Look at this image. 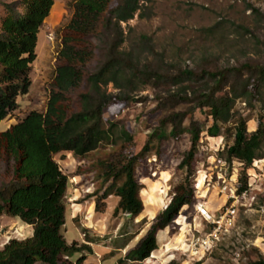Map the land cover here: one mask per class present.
<instances>
[{"label": "rangeland", "instance_id": "1", "mask_svg": "<svg viewBox=\"0 0 264 264\" xmlns=\"http://www.w3.org/2000/svg\"><path fill=\"white\" fill-rule=\"evenodd\" d=\"M73 1L54 0L38 31L29 90L18 97L17 108L0 122V131L19 122L30 111L45 110L56 68L63 59L62 52L66 51L64 34L71 19ZM10 2L0 0V27L2 18L8 14L4 3ZM114 3L112 0L111 5ZM141 3L147 16L141 18L136 13L121 26L128 35L123 44L127 49H130L131 42L139 40L140 35L150 38L152 49L143 50L142 63H150L162 70L173 65L200 72L202 69H225L247 61L264 60V14L259 15L253 10L256 8L264 13V0H142ZM239 26L252 33H245ZM82 41L84 44L79 51H82L84 60H79L77 65L81 78L66 94L73 111L79 109V95L86 91L87 71L100 59L93 32L85 34ZM232 79L233 76L228 82L231 83ZM201 83L188 82L191 99L198 94L192 91L201 89ZM229 83L224 86L222 94L229 92ZM167 88L164 82L149 83L135 92L133 99L118 97L103 110L106 127L116 123L117 129L125 128L134 135L128 151L138 153L145 145L148 147V151L141 154L134 172L143 203V211L137 218L115 212L119 197L113 192V182L105 181L100 165L103 159L122 147V141L102 143L82 158L71 152L55 155L61 172L68 178L66 223L62 228L66 241L82 245L81 240H90L89 248L97 247L96 244L100 247L110 245L112 254L116 257L121 254L117 263L123 260L125 264L131 260L136 261L135 264H152L149 257L143 261L133 260V256L128 258V251L147 236L152 223L174 194L188 186L193 189L192 203L182 206L170 225L164 228L168 237L162 238L152 254L158 256L161 264L170 261L177 264L198 261L202 264H252L264 258V157L254 160L251 167L245 169L247 190L238 193L243 165L237 160L228 162L225 158V149L233 142L234 121L219 123L220 135L212 137L207 129L213 120L204 109L195 118L189 116L181 132L172 135L171 126L167 125L166 136L155 135L160 120L168 111L160 108L159 98L167 96ZM107 91L119 92L111 84ZM249 91L246 99L236 100L233 110L246 118L247 130L251 132L256 129L259 119L264 121V99H261L264 88L257 87V81H253ZM191 104L179 107L186 109ZM194 128L200 130L196 152L188 165L181 168V162L191 149ZM11 178L12 161L3 159L0 161V185ZM153 189L154 193L151 192ZM104 193L108 195L103 199V211L96 212L95 200ZM152 194L162 196L164 205L155 208L153 204H147V198ZM200 208L205 209L210 217L201 214ZM151 210L155 212L154 216L149 214ZM227 210L234 212L221 219ZM31 233L30 225L19 219L0 217V248L10 239L22 240ZM207 238L209 244L204 249L203 240ZM85 252L93 260L87 251L82 254ZM75 257L77 259V255ZM103 261V264H112L110 258Z\"/></svg>", "mask_w": 264, "mask_h": 264}, {"label": "trees", "instance_id": "2", "mask_svg": "<svg viewBox=\"0 0 264 264\" xmlns=\"http://www.w3.org/2000/svg\"><path fill=\"white\" fill-rule=\"evenodd\" d=\"M74 0L71 19L64 34L65 53L55 71V80L43 112L30 111L19 122L0 131V161H12V178L0 185V217L19 219L30 225L31 234L25 239H10L0 248V264H95L84 262V256L75 258L87 245L69 244L62 232L66 223L67 175L63 174L55 155L68 152L82 158L96 150L102 143L122 141V147L114 150L100 163L105 181H112L114 194L119 197L115 212L131 214L137 218L143 211L139 195L140 185L135 177V167L144 152L128 151L134 135L125 128L117 129L116 123L105 126L104 107L121 96L134 98L149 83L164 82L167 96H160V108L166 111L157 129L158 137H164L165 127L171 126L170 134L181 132L184 121L206 110L213 122L207 129L212 137L220 135L219 123L235 122L233 142L225 149L228 162L237 160L243 165L238 193L247 190L245 169L254 160L264 157V121L258 120L254 131L249 132L246 118L234 111L238 98L246 99L249 87L257 81L264 88V60L244 62L238 67L196 72L189 68L169 65L162 70L150 63H142L144 49L151 51L150 38L140 35L131 42L130 49L123 47L128 35L122 22H128L137 13L144 18L142 0ZM54 0H11L4 3L8 14L0 27V122L17 108V99L28 92L31 65L36 58L37 35L44 19L49 15ZM250 8H253L249 5ZM254 12L263 15L258 9ZM99 26V27H98ZM98 27V29H96ZM245 33L249 29L239 26ZM93 32L100 59L88 70L85 78L86 91L79 95V109H70L67 91L80 80L78 61H83L79 51L82 38ZM83 54V53H82ZM175 68V69H173ZM246 74V75H245ZM233 76L231 83L229 78ZM190 81H202L198 94L189 96ZM229 92L222 94L225 85ZM111 84L119 92L107 91ZM176 90H173V88ZM264 99V91L261 94ZM191 106L182 109L181 104ZM251 105L250 101H247ZM198 128H194L191 149L180 164L183 168L193 159L199 142ZM128 149V150H127ZM111 193V192H110ZM104 193L95 200V211L102 212ZM102 198V199H101ZM193 189L183 186L172 197L149 229L147 236L128 251V258L143 261L156 251L158 236L164 238L167 226L184 205L192 203ZM157 234V239H156ZM117 264H123L119 260ZM168 264H177L170 261ZM194 264H202L200 261ZM252 264H264L260 258Z\"/></svg>", "mask_w": 264, "mask_h": 264}, {"label": "crops", "instance_id": "3", "mask_svg": "<svg viewBox=\"0 0 264 264\" xmlns=\"http://www.w3.org/2000/svg\"><path fill=\"white\" fill-rule=\"evenodd\" d=\"M166 237H168L167 236V234L165 233L164 234ZM156 239H157V234H156ZM81 242L82 243H84L85 245H91L92 243H91V241L90 240H85L84 242H83V240H81ZM161 242V240L159 239V236H158V241H157V243L159 244ZM97 245V247H91V248H88V250H84V251H87L88 252V254L89 255H91V257H93V260H90L89 258H88V256L86 255V252L85 253H83L82 254V252L81 253H79L78 255H77V258L78 257H81V256H84V258H85V260H84V262H86V263H88V262H91V263H95V264H103L104 263V261H103V259L104 258H110V262L112 263V264H117V260H118V258H120L121 257V254L120 253H118V256L116 257L114 254H112L111 253V250H112V248H111V246L110 245H106V246H98V244H96ZM119 248H117V250H118ZM157 250V249H156ZM166 250V249H165ZM119 251V250H118ZM153 254V252L150 254V256H149V260L151 259L152 260V264H161V261H160V259L158 258V256H157V258H156V256H153L152 255ZM171 256H169V258H170ZM76 258V257H75ZM169 258H167V259H169ZM154 259V260H153ZM166 259V260H167ZM136 263V261H131V260H127L126 262H125V264H135Z\"/></svg>", "mask_w": 264, "mask_h": 264}, {"label": "bare ground", "instance_id": "4", "mask_svg": "<svg viewBox=\"0 0 264 264\" xmlns=\"http://www.w3.org/2000/svg\"><path fill=\"white\" fill-rule=\"evenodd\" d=\"M198 185V184H197ZM196 185V186H197ZM151 192H153L154 193V189H153V191H151ZM153 196H151V197H148L147 198V204H153L154 205V207L156 208V207H158V206H162V205H164V200H163V197L162 196H155L154 194H152ZM148 208V207H147ZM152 208V207H151ZM153 210V209H152ZM150 211V215L151 216H154V211Z\"/></svg>", "mask_w": 264, "mask_h": 264}, {"label": "built area", "instance_id": "5", "mask_svg": "<svg viewBox=\"0 0 264 264\" xmlns=\"http://www.w3.org/2000/svg\"><path fill=\"white\" fill-rule=\"evenodd\" d=\"M223 183H225V180H223ZM225 189H226V186L224 185V186H223V190H225ZM232 196H233V195H232ZM200 212H201V214H203V215H207V216H209V214L207 213V211H206L205 209L200 208ZM233 212H234V211L227 210V213L224 214V215H221L220 218L223 219L228 213L233 214ZM209 217H210V216H209ZM211 236H212V235H211ZM203 244H204V246H203L204 249H205V248L207 249L208 244H209V239L207 238L206 240H203Z\"/></svg>", "mask_w": 264, "mask_h": 264}, {"label": "water", "instance_id": "6", "mask_svg": "<svg viewBox=\"0 0 264 264\" xmlns=\"http://www.w3.org/2000/svg\"><path fill=\"white\" fill-rule=\"evenodd\" d=\"M127 216H128V217H130V216H131V214H127Z\"/></svg>", "mask_w": 264, "mask_h": 264}]
</instances>
